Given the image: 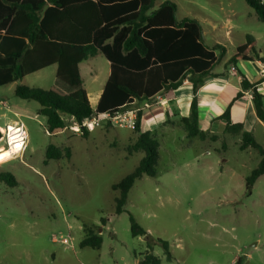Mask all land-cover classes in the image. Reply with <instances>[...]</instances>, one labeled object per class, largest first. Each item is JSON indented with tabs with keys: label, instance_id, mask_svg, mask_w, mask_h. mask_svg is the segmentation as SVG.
<instances>
[{
	"label": "rangeland",
	"instance_id": "1",
	"mask_svg": "<svg viewBox=\"0 0 264 264\" xmlns=\"http://www.w3.org/2000/svg\"><path fill=\"white\" fill-rule=\"evenodd\" d=\"M164 0H155L154 8ZM177 6V16L216 19L219 41L225 44V13L239 30H245L264 52V24L244 0H165ZM192 2V5L189 3ZM250 14V16H248ZM207 34L210 27L202 24ZM209 35L207 42H210ZM55 67L24 78L28 88L70 93L54 75ZM109 63L101 55L83 62L80 73L88 92L102 90ZM16 83L0 87V171L16 180L8 186L0 180V264H136L149 253L144 237L133 238L129 215L147 231L159 264H264V175L250 192L245 178L257 168L260 154L241 151V135L225 130L216 141L187 138L181 118L189 116L184 100L171 99L165 117L167 127L158 135L155 176H142L127 194L124 211L116 215L118 192L111 189L137 167L142 152H129L137 134L133 129L102 125L87 137L61 114L63 131L50 134L38 114L36 101L20 100ZM151 102H136L139 109ZM161 104V103H160ZM14 121L26 131L25 148L20 140L10 143L19 154L5 149L6 128ZM9 135L19 131L8 129ZM257 143L264 146V130L253 127ZM201 141V142H200ZM53 145L62 155L46 160ZM68 150V153H67ZM94 225L101 237L100 249L80 247L83 225ZM60 238L68 241L67 245ZM168 243L171 260L153 240Z\"/></svg>",
	"mask_w": 264,
	"mask_h": 264
},
{
	"label": "trees",
	"instance_id": "2",
	"mask_svg": "<svg viewBox=\"0 0 264 264\" xmlns=\"http://www.w3.org/2000/svg\"><path fill=\"white\" fill-rule=\"evenodd\" d=\"M155 0H0V87L17 82L14 94L20 100L36 101L38 114L45 118L50 134L63 131L66 114L80 124L85 118L102 113H118L133 107L136 102H151L157 95L176 91L187 80L192 87L189 116L181 118L187 138L216 141V135L201 131L197 125L195 95L204 78L211 76L216 62L224 56L226 47H208L203 41L200 22L184 17L176 18V5L163 1L154 8ZM264 24V0L243 1ZM215 51L218 55H215ZM97 55L109 63V75L95 110L88 101L79 64ZM260 55L255 39L247 35L245 43L235 49L228 62L253 61ZM57 65L55 78L65 83L70 93L53 88H28L23 78L42 68ZM243 90H251V103L256 118L264 124V95L257 83L242 76ZM242 96V93L232 100ZM218 118L225 122L224 130L240 134V149H255L260 154L257 168L245 178L247 192L264 175V146H259L240 124H231L230 106ZM141 108V107H140ZM139 110L134 124L137 138L129 152H142L143 157L134 170L111 187L118 192L116 215L124 211L127 194L142 176L154 177L158 164L159 143L155 131L141 132ZM168 116V111L166 112ZM87 137L89 131L82 130ZM1 135V133H0ZM68 153V150H67ZM61 151L53 145L46 150V160H59ZM0 180L8 186L15 178L0 171ZM131 236L147 240V253L137 264H159L151 254L149 234L129 215ZM94 225H83L80 247L100 249L101 237ZM171 260L169 245L161 239L153 240Z\"/></svg>",
	"mask_w": 264,
	"mask_h": 264
},
{
	"label": "crops",
	"instance_id": "3",
	"mask_svg": "<svg viewBox=\"0 0 264 264\" xmlns=\"http://www.w3.org/2000/svg\"><path fill=\"white\" fill-rule=\"evenodd\" d=\"M189 4L192 5V2H190ZM231 16L237 17V13L235 10H231ZM231 16H229L228 13H225V19H224L225 23L222 25V29L225 30V33L223 34L225 40L224 42H226L225 44H228L230 46L231 53L227 54V47L225 46L226 47L225 54L223 57L219 59L218 62H216L213 70L211 71V76H207L206 78H204L202 85L197 89L195 95L196 105H197V115H198L197 125L199 130L208 132V134L210 135L219 134V132L223 131L225 128V122L223 120H219L218 118L223 114V112L230 104V102H232L230 106L231 124L232 125L240 124L242 126V131L249 132L252 135V137L255 139V136L252 132L253 127L254 126L259 127L262 130H264V124H262L256 118V114L251 103V97H252L251 90L250 89L243 90L241 81H242V76H244L250 83H257L256 85L257 91L261 95H264V74H261V67L264 66V52L258 50L260 52V55L257 59H254L253 61H239L235 65L228 62L229 58L235 53V49L242 46L245 43V37L247 35H250L247 34L245 30H239L241 35L234 36L232 30L233 29L237 30V27L235 26V24H233L231 20ZM248 16H250V14H248ZM184 17H188V16H184ZM176 18L178 20L182 19V18H178L177 16V6H176ZM188 18L196 19L200 22V26L203 34V41L206 46L212 48L215 45H221L220 44L221 41H219L221 39V33L218 31V29H216L215 26L216 19H212L210 16H206L203 18L202 17L200 18L198 16H195L193 18L192 17H188ZM204 23H207V25L210 27V30L207 34L204 32L202 27V24ZM208 35L210 36L209 37L210 42H207ZM215 55H218L217 51H215ZM82 63H80L78 67L80 76H81L80 67ZM52 66L55 67L54 70V75H55L57 65H51L48 67H52ZM47 68H42V69H47ZM24 78L22 81L23 85H24L23 83ZM12 83L17 84V82H12ZM82 84H83V80H82ZM83 88H84V84H83ZM103 88L102 90L100 89L95 92H88L84 88L90 106L93 110H95L97 106ZM238 93H242V96L232 101L238 95ZM192 94L193 93H192L191 84L185 79L183 80L181 86L176 91L170 92L165 95L162 94L157 95L159 98H156L157 97L156 96L152 104L143 105V107L141 106L140 111L142 116L140 117V131L153 132L159 129L163 135L167 129V127L164 126L166 112L170 109L169 108L170 104L168 103V101L175 98L177 99L182 98L185 102L184 104L186 106L187 111H189V103L191 101ZM262 102H264V100H262ZM9 124L12 125L11 123H7V125ZM11 128L9 127L8 129ZM8 129L6 128L5 130L6 132L9 133ZM10 134L14 135L17 133L12 132ZM158 135L162 137L161 134H157V137ZM234 135H238V134H234ZM257 145L260 146V143H257ZM245 149H249V148H245ZM245 149H241V151Z\"/></svg>",
	"mask_w": 264,
	"mask_h": 264
},
{
	"label": "built area",
	"instance_id": "4",
	"mask_svg": "<svg viewBox=\"0 0 264 264\" xmlns=\"http://www.w3.org/2000/svg\"><path fill=\"white\" fill-rule=\"evenodd\" d=\"M261 74H264V66L261 67ZM156 98H159L158 96ZM139 110L131 107L127 108L121 112L118 113H102V114H95L91 115L87 118H85L80 124H77L73 118L72 119V126H74V129H78L80 131L87 130L89 133H91L95 128H99L102 125L110 126V127H117L120 129H133L136 116L138 115ZM13 127L19 131L18 135H21V143L24 144L25 148V141H26V131L22 123H19L18 121L13 122ZM11 136L8 132L5 135L4 143H5V149L10 148V140ZM23 148V150H24ZM21 150V152H23ZM20 152V153H21ZM60 242L63 245H67L68 241L66 239L60 238Z\"/></svg>",
	"mask_w": 264,
	"mask_h": 264
},
{
	"label": "bare ground",
	"instance_id": "5",
	"mask_svg": "<svg viewBox=\"0 0 264 264\" xmlns=\"http://www.w3.org/2000/svg\"><path fill=\"white\" fill-rule=\"evenodd\" d=\"M20 136H21V135H18V134H14V135H12V136H11L10 143L13 142V141H15V140H20V142H21V138H20ZM21 145H22L21 150H23V148H24V144L21 143ZM10 148H11V147H10ZM13 149H14V151H15L16 153H19V151H20V149L17 148V146L14 147ZM13 149L11 148V153L14 154V155H17V154H15V152L13 151ZM19 154H20V153H19ZM19 154H18V155H19ZM18 155H17V156H18Z\"/></svg>",
	"mask_w": 264,
	"mask_h": 264
}]
</instances>
